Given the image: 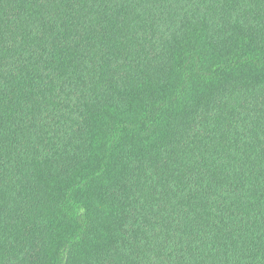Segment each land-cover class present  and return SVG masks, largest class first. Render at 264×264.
I'll use <instances>...</instances> for the list:
<instances>
[{
  "label": "trees",
  "instance_id": "1",
  "mask_svg": "<svg viewBox=\"0 0 264 264\" xmlns=\"http://www.w3.org/2000/svg\"><path fill=\"white\" fill-rule=\"evenodd\" d=\"M0 264H264V0H0Z\"/></svg>",
  "mask_w": 264,
  "mask_h": 264
}]
</instances>
